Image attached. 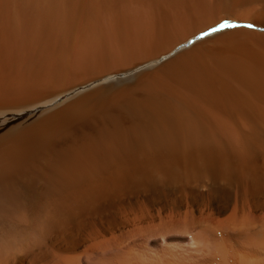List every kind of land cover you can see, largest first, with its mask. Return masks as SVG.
I'll return each mask as SVG.
<instances>
[{
    "label": "bare ground",
    "instance_id": "1",
    "mask_svg": "<svg viewBox=\"0 0 264 264\" xmlns=\"http://www.w3.org/2000/svg\"><path fill=\"white\" fill-rule=\"evenodd\" d=\"M0 264H264V0H0Z\"/></svg>",
    "mask_w": 264,
    "mask_h": 264
},
{
    "label": "snow or ice",
    "instance_id": "2",
    "mask_svg": "<svg viewBox=\"0 0 264 264\" xmlns=\"http://www.w3.org/2000/svg\"><path fill=\"white\" fill-rule=\"evenodd\" d=\"M222 26H223V27H227V26H231V25H227V24H226V25H222ZM249 27H251V25H249Z\"/></svg>",
    "mask_w": 264,
    "mask_h": 264
}]
</instances>
